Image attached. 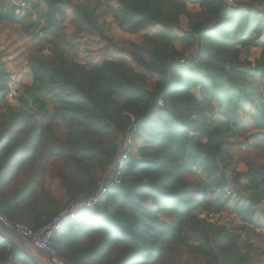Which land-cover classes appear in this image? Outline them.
Returning a JSON list of instances; mask_svg holds the SVG:
<instances>
[{
	"label": "trees",
	"instance_id": "trees-1",
	"mask_svg": "<svg viewBox=\"0 0 264 264\" xmlns=\"http://www.w3.org/2000/svg\"><path fill=\"white\" fill-rule=\"evenodd\" d=\"M43 2L50 9L39 17L48 21L41 37L36 25L27 27L20 6L0 0V21L20 25L41 50L29 59L33 84L22 86L20 106L0 114L5 218L36 230L61 210L39 179L53 158L61 160L52 168L70 196L67 205L96 193L111 178L123 149L96 127L104 125L124 139L134 121L132 153L120 163L123 184L59 232L53 241L58 255L71 264H163L176 244L206 264H249L238 240L247 230L251 237L257 226L264 228V207H259L264 164L247 161L246 171L237 172L227 156L231 140L264 134L263 1L234 0L233 7L226 0H117L114 5L102 0L120 29L141 38L129 42V51L116 49L93 23V14L74 0ZM68 11L86 23L75 25L87 53L94 42L103 44L84 63L55 46ZM183 18L188 24L180 36ZM148 28L158 33L143 32ZM189 38L198 42L193 58L178 48ZM47 47L56 55L50 62L42 53ZM251 48L259 50L254 62L245 55ZM10 82L0 59V101L11 93ZM142 123L147 138L138 133ZM35 160L31 174L37 175L24 176ZM224 213L242 226L215 219ZM11 245L18 258L22 252ZM1 251L3 261L5 245ZM27 261L36 264L29 256Z\"/></svg>",
	"mask_w": 264,
	"mask_h": 264
},
{
	"label": "rangeland",
	"instance_id": "rangeland-1",
	"mask_svg": "<svg viewBox=\"0 0 264 264\" xmlns=\"http://www.w3.org/2000/svg\"><path fill=\"white\" fill-rule=\"evenodd\" d=\"M27 1L30 0H8V2H11L16 6H20L23 9L21 15L26 17L28 21L27 27L31 26V24L36 25V31L40 33L42 37L43 29H46L45 27H47L48 21L46 19V21H39V17L40 15L45 16L46 12H48L50 9L49 5L43 3L41 0H33V3L35 2L40 5L39 9H33V7L31 8V5L28 6L29 4ZM99 1L100 4L98 5ZM109 1L111 2V4L113 3V5L117 3V0ZM262 1L264 9V0ZM74 2L75 4L79 5L82 9L93 14L91 18L93 23L97 26V28L102 34L106 35L112 41L113 46L116 49L129 51L131 49L129 44L130 41H142L141 38H138L135 35L129 32H125L119 28L117 23L114 21L113 17L110 15L109 11L102 4V0H74ZM24 3L28 4L27 7H23ZM67 19L68 20L65 21L62 26L58 27L59 38L56 41L55 46L58 51L66 52L67 55H70L74 62L84 63L87 61L88 58L97 55L99 51L102 50V41L94 42L93 44H91L90 52L87 53V45L85 44V42L83 43V41L78 36H76L75 25L76 23L80 24L81 27H87L85 21L75 17L71 11L67 12ZM5 24L6 23H4V21H0V59L5 63V68L10 74L11 93L5 100L0 101V114L4 112L8 106H20L18 97L21 94L22 86L31 84L33 81L31 70L29 68V59L36 52L41 51L38 50V47L32 41L30 36L25 34L24 29L20 25H16V29L14 31L13 29H11V31H13L14 33L11 32L10 34H17V36L15 35L16 38L14 40H11L9 37L5 36L4 33L7 32L4 30ZM187 24L188 21L183 18V29L180 31L178 30V34L180 36H183V32L186 30ZM143 32L150 35H154L158 33V29L148 28ZM30 34L33 36L35 33L30 31ZM87 39L88 38L85 37L84 40ZM145 44L147 47L150 46L148 45V43ZM178 48L186 53V57L193 58L195 57L198 51V42L193 38H189V40H186L184 43H178ZM42 53H44L43 56H46L47 62H50L52 59H56L55 52L52 51L51 48H48ZM245 55H247V58L249 60L254 62L257 58H259V50L251 48ZM180 68V72L182 73H185L188 69L186 64H183V66ZM193 93L195 96L199 97L198 89L193 90ZM50 99L51 98H46L49 103H51ZM239 115L240 119H247V117L243 113H239ZM146 125L147 123H142L140 125V131L138 133H140L141 138L149 137V132L146 130ZM96 128L103 131L104 137L106 138L107 142L114 141L115 143L119 144V147L121 144H124L125 140L121 138V136H119L116 131L112 129H106L104 125H99ZM251 134L249 133L245 137L237 138L230 141V154L227 156V160H229V157L233 159L231 163V168L235 169L237 172L246 171L247 161H252L256 164H264V134ZM135 140H137L136 137ZM137 143L141 144V139H139ZM40 152L41 150L38 151V153ZM23 162H26L25 164H27V160ZM37 163V160H35L31 163V165L26 167V174L24 176L32 177L33 175H37L35 173L31 174L37 166ZM60 165V158L51 159L48 164H46L44 172L39 173L41 174L39 175V179L41 182L45 183L46 190L48 193H50L51 197H53L54 199H56V197L60 199V209L62 210L67 206L69 195L67 194L66 190L60 186V182L59 180H57L54 169L52 168V166L60 167ZM242 182L246 183V181L244 180ZM256 193L257 192H255L254 197ZM256 197L262 198L260 193L257 194ZM235 201L236 199H233L231 205H233ZM262 206L264 205L262 204L259 207L262 208ZM85 213H87V211H84V213L81 214V219L86 216ZM161 218L165 221H169V218L163 216H161ZM215 219H219L223 223L229 222L232 225H236L238 227L242 226L236 219L231 218L228 213H224L221 217H216ZM71 224H74V222ZM71 224L67 226H70ZM253 230H255L253 236H248L250 231L247 230V232H245L246 236L242 237V240H238V242L241 244L240 246L243 247V252L247 253V255L249 256V264H264V228L257 226V228ZM163 264L206 263L200 256L192 253V251L188 248L175 244L168 248Z\"/></svg>",
	"mask_w": 264,
	"mask_h": 264
},
{
	"label": "built area",
	"instance_id": "built-area-1",
	"mask_svg": "<svg viewBox=\"0 0 264 264\" xmlns=\"http://www.w3.org/2000/svg\"><path fill=\"white\" fill-rule=\"evenodd\" d=\"M226 1L229 2L230 6H235L234 0ZM23 7H27V4L24 3ZM136 131V125L133 121V123L128 126V131L124 138L125 142L121 151L122 153L112 169L111 178L107 180L106 183L102 185L100 189L96 193L92 194V196H90L89 198L77 200L68 204L64 209L60 210L49 223L36 230L30 228L24 223L9 222L1 211L0 221L8 229L26 239L33 250L48 263L71 264L58 255L53 245V241L67 224L76 221L84 211L95 210L99 202L107 195L108 191L111 188L119 187L123 184V170L122 166H120V163L123 159H126L132 153V150L129 148L128 144L129 141H131L132 134ZM0 244L5 245L7 248L5 259L3 261H0V264H14L16 256L12 249L11 242L6 237L0 234Z\"/></svg>",
	"mask_w": 264,
	"mask_h": 264
},
{
	"label": "water",
	"instance_id": "water-1",
	"mask_svg": "<svg viewBox=\"0 0 264 264\" xmlns=\"http://www.w3.org/2000/svg\"><path fill=\"white\" fill-rule=\"evenodd\" d=\"M0 234L6 237L21 252L31 257L36 264H50L33 250V248L28 244L26 239L22 238L15 232L8 229L1 221Z\"/></svg>",
	"mask_w": 264,
	"mask_h": 264
},
{
	"label": "crops",
	"instance_id": "crops-1",
	"mask_svg": "<svg viewBox=\"0 0 264 264\" xmlns=\"http://www.w3.org/2000/svg\"><path fill=\"white\" fill-rule=\"evenodd\" d=\"M30 1H33V0H30ZM35 1H37V0H35ZM42 2H43V0H41ZM35 3V2H34ZM43 3H45V2H43ZM35 4H37V3H35ZM46 4V3H45ZM39 5V4H38ZM41 6H42V4H41ZM49 9V8H48ZM43 12H45V11H43ZM48 12H46V14H47ZM45 14V15H46ZM27 17H29V16H27ZM68 20V19H67ZM66 20V21H67ZM70 21V20H69ZM73 21V20H72ZM4 23H6L5 24V27H4V30L5 31H7V32H3L4 33V35L5 36H7V37H9L11 40H14L16 37H15V35L17 36V34H10L11 32H13L15 29H16V24H11V23H9V22H7V21H4ZM64 23H61V24H59V27L60 26H62ZM15 27V28H14ZM11 29H13V31H11ZM3 30V31H4ZM14 33V32H13ZM32 74V73H31ZM32 78H33V76H32ZM32 83H33V81H32ZM32 83L31 84H28V85H32ZM8 177V175L7 176H4V178H7ZM63 197V196H62ZM69 198H70V196H68ZM79 197H82V194L81 195H79ZM262 197H264V195H262ZM68 198V199H69ZM56 200H59L60 201V199L59 198H57L56 197ZM262 207H264V206H262ZM4 245L3 244H0V254H1V248L3 247ZM39 255V254H38ZM27 256L28 255H26L25 253H20L19 255H18V258H17V256H16V260H15V262H14V264H29V261H27ZM40 256V255H39Z\"/></svg>",
	"mask_w": 264,
	"mask_h": 264
}]
</instances>
